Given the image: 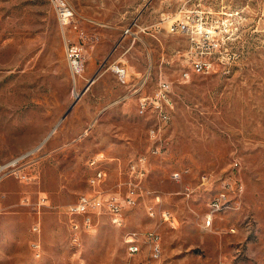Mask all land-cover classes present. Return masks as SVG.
Returning a JSON list of instances; mask_svg holds the SVG:
<instances>
[{
	"label": "rangeland",
	"instance_id": "obj_1",
	"mask_svg": "<svg viewBox=\"0 0 264 264\" xmlns=\"http://www.w3.org/2000/svg\"><path fill=\"white\" fill-rule=\"evenodd\" d=\"M67 1L76 16L64 32L51 0H0V264H264V0ZM203 10L236 29L238 58L228 73L183 79L189 41L167 25ZM154 24L162 26L156 37ZM129 28L134 33H125ZM67 43L82 55L77 74ZM118 63L142 71H129V84L121 83ZM150 65L144 93L162 75L174 99L162 130L166 149L151 156L146 181L161 198L156 215L147 211L155 200L142 197L124 225L100 214L74 241L66 210L89 188L88 159L99 153L126 165L150 147L149 129L159 120L141 113L136 98L115 103ZM108 161L105 190L124 188L125 165L121 172ZM176 170L182 181L172 178ZM204 173L214 177L211 184L202 183ZM227 191L238 205L222 204L213 227H204L210 200ZM149 229L162 236L159 258L151 255ZM132 232L142 248L134 255L125 241Z\"/></svg>",
	"mask_w": 264,
	"mask_h": 264
},
{
	"label": "built area",
	"instance_id": "obj_2",
	"mask_svg": "<svg viewBox=\"0 0 264 264\" xmlns=\"http://www.w3.org/2000/svg\"><path fill=\"white\" fill-rule=\"evenodd\" d=\"M60 23L65 29L69 27L76 16L74 7L67 0H51ZM145 31L146 27L141 28ZM232 30L227 23H222L216 17L209 18L208 12L203 13L187 11L183 17L168 22L167 31L169 33H179L187 36L189 44L184 53L186 67L182 69L183 79L191 77L192 73L209 74L217 71L223 73L230 72L231 62L238 58L233 50L231 39L236 33V29ZM125 33H134L129 28ZM66 34V33H65ZM67 51L70 58L73 74L79 72L80 66L84 62L81 60L82 55L79 48L73 44L67 43ZM143 77V84L148 83L150 79V71ZM117 78L121 83H128L127 68L118 63L114 66ZM156 91L153 95L141 96L139 98V110L141 113L152 114L159 123L154 124V128L149 129L150 147L147 152L140 153L130 159L124 166L125 180L123 182L124 189L105 190L104 184L108 179V170L104 166L105 157L98 155L91 157L88 165L93 168L92 174L88 178L90 190L81 193L78 199L67 206L66 213L69 216L70 237L73 240H81V234L90 231L95 225V216L105 214L110 221L116 226H122L126 222L127 210L136 206L142 197L150 196L155 200L147 206L148 213L156 215V205L160 202V195L150 191L146 186V181L150 173L151 156L162 154L166 145L162 135L163 124H167L171 118V111L174 108V99L171 95L173 84L164 76L160 75L157 80ZM238 163L236 162V165ZM172 178L179 182L183 179V173L179 170L173 171ZM213 176L204 173L201 176L202 183L209 185L213 182ZM122 185V184H120ZM226 187V184L224 185ZM243 187L237 188L238 192H242ZM41 204H46V199L40 200ZM235 203L238 205V199L232 197L230 192L227 195L213 198L210 200V207L205 213L203 225L206 228L213 227L215 216L222 212V204ZM162 217L169 220L171 215L168 211H162ZM35 231L41 230V222L34 225ZM234 231V228H231ZM146 237L151 243V255L159 258L162 255L161 234L156 229L146 231ZM38 244V254L41 250V243ZM131 255L142 251V248H134L132 246V236L130 240ZM139 264H147L141 261Z\"/></svg>",
	"mask_w": 264,
	"mask_h": 264
},
{
	"label": "crops",
	"instance_id": "obj_3",
	"mask_svg": "<svg viewBox=\"0 0 264 264\" xmlns=\"http://www.w3.org/2000/svg\"><path fill=\"white\" fill-rule=\"evenodd\" d=\"M155 25V28L153 29V31L151 32V35H153V36H157V34H158V32H160L161 30H162V26L161 25H158V24H154ZM147 30V29H146ZM145 30V31H146ZM133 48H134V44H132L131 46H130V48H129V50L130 51H132L133 50ZM140 60H141V57L139 58ZM139 60V61H140ZM140 64H141V61L139 62ZM140 64L138 65V64H132V63H129V65H128V69H129V71L130 72H138V71H142V69H141V67L142 66H140ZM142 65V64H141ZM150 67L152 68V66L150 65L146 70H145V73L143 74V76H142V78H141V80H140V82L139 83H133V84H131L130 85V87H129V89H128V91L126 92V93H124L123 95H121L116 101H115V103H119V102H123V101H125V102H127L128 100H131V99H133L134 100V98H136V104L139 106V98L141 97V96H146V95H153L154 93H155V91H156V87H157V85H158V83H156V85L155 86H152L153 87V89H154V91L152 90V91H148V92H145L144 93V90L146 89V87L148 88H150L151 89V87L148 85V83H145V84H143V77L148 73V71H149V69H150ZM129 71H128V73H129ZM129 82H130V79H129V81H128V84H129ZM149 82V81H148ZM71 110V109H70ZM60 122V121H59ZM57 125H59V123H57ZM98 155H101V154H96V155H93V156H91V157H95V156H98ZM101 156H104L105 157V161L106 160H109L110 162H114V163H118V166H119V168H121V167H123V164L125 165V161L124 160H122L120 157H113V156H105L104 154L103 155H101ZM90 157V158H91ZM89 158V159H90ZM89 159H88V161H89ZM88 161H87V165H88ZM108 161V162H109ZM127 164V163H126ZM88 167L90 168V170H91V172H90V174L88 175V178H89V176L92 174V172H93V168L92 167H90L89 165H88ZM106 184V183H105ZM104 184V185H105ZM88 190H90V186H89V183H88ZM125 188V187H124ZM123 188V189H124ZM88 190H86V191H88ZM86 191H84V192H86ZM83 193V192H82ZM80 195V194H79ZM78 195V196H79ZM77 199H78V197H77Z\"/></svg>",
	"mask_w": 264,
	"mask_h": 264
},
{
	"label": "bare ground",
	"instance_id": "obj_4",
	"mask_svg": "<svg viewBox=\"0 0 264 264\" xmlns=\"http://www.w3.org/2000/svg\"><path fill=\"white\" fill-rule=\"evenodd\" d=\"M80 70V69H79ZM75 74V73H74ZM95 81V77H92L90 80H89V82L85 85V87L83 88V89H81V91H79V92H77L76 94L77 95H75L74 96V98H73V100H72V102H71V104H70V107H69V109L71 108H73L76 104H77V101L79 100V98L84 94V92H86L88 89H89V87L91 86V84L93 83ZM150 128H154V125H152ZM54 131H55V129H53V130H51V132L47 135V137L45 138L46 140L54 133ZM45 141V140H44ZM43 141V142H44ZM42 142V143H43ZM41 143V144H42ZM40 146H42V145H39V146H37V147H35L33 150H31L30 152H33V151H35V150H37ZM27 155H29V154H26V155H23V156H27ZM23 156H20V157H18L17 159H15L14 161H16V160H18V159H20V158H22ZM14 161H13V164H14ZM7 166V165H6ZM5 166V167H6ZM0 170H2V168H0ZM221 196H224V193L221 195ZM228 205V204H227ZM223 206V205H222ZM226 206V205H225ZM228 208V207H227ZM223 210V209H222ZM151 215H154L153 213H150ZM131 236H132V246L134 247V248H141V243H140V240H139V238H138V235H137V233L136 232H132V233H130V234H128L127 235V237H126V239H125V241H126V243H128V246H129V249H130V240H131ZM74 241H79V240H74ZM145 241V240H144ZM150 245H151V243H150ZM33 248L35 249V250H37L38 251V244H36V242H34L33 243Z\"/></svg>",
	"mask_w": 264,
	"mask_h": 264
},
{
	"label": "water",
	"instance_id": "obj_5",
	"mask_svg": "<svg viewBox=\"0 0 264 264\" xmlns=\"http://www.w3.org/2000/svg\"><path fill=\"white\" fill-rule=\"evenodd\" d=\"M71 109V108H70ZM70 109L67 111V112H69L70 111Z\"/></svg>",
	"mask_w": 264,
	"mask_h": 264
}]
</instances>
